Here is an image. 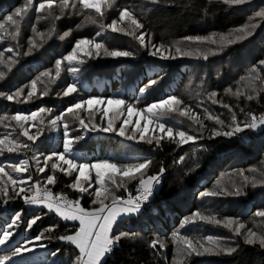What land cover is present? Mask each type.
<instances>
[{
	"label": "trees",
	"instance_id": "trees-1",
	"mask_svg": "<svg viewBox=\"0 0 264 264\" xmlns=\"http://www.w3.org/2000/svg\"><path fill=\"white\" fill-rule=\"evenodd\" d=\"M39 3L40 0H35ZM61 0H57L59 4ZM23 0H0V22L14 12ZM264 5V0H251L250 3L239 6H229L220 0H160L153 4L150 0H116L114 6L106 9L104 16L99 17L94 10H85L83 15L73 14L69 11L61 19L53 21L52 18L39 19L34 9L22 24L20 38L17 41L0 43V50L13 46L14 58L18 61L10 72H6L3 80H0V92L12 94L17 89L29 85L30 82L45 71H51L55 77V64L57 60H63L75 45L78 39H94L103 43L109 50H128L134 53L131 57H109L103 54L96 56L85 55L78 52V57L83 63L69 65L63 61L61 74L54 84L49 85L48 95L40 96L44 84L37 85L36 96L25 102L15 100L8 101L0 96V117L11 116L17 112L30 114L43 107L50 109V113H44L43 123H35L30 129L32 134L39 129L41 135L35 141H27L25 137L20 140L31 145L19 153H5L0 156V164L17 163L21 159H29V172L21 177L27 180L31 175L32 180L24 187L31 195L34 192L32 185L39 182L43 188L46 183V175L53 174L50 163L45 173L37 171L36 159L43 166L44 157L53 152L63 151L65 129L64 123L68 124L69 137L82 136L83 139L75 142L72 146V157L78 163H94L98 160L108 159L118 164H136L144 160L152 163L144 175L152 176L164 169L160 177V186L153 198L143 204L139 212L120 218L113 226V234L135 233V239L121 238L114 245L110 254H106L102 264H168L176 258L177 247L171 240L173 231L179 230L181 234L195 237L204 241L207 246L208 238L220 241L228 247L237 250L232 254L191 256L186 264H264V249L257 243L248 245L244 243V236H236L229 228L222 225L197 222L181 228L185 217L193 213L215 215L220 220L231 218L243 223L247 229L264 232V218L255 215L258 211H264V185L252 187L245 183L240 173L251 179L255 176L260 178V172L264 171V126L255 130L245 129L232 136H212L213 129L229 131L227 125L231 122L232 113L223 105H230L235 113L237 121L243 126L246 121V113L254 112L257 117L264 113V92L257 99L249 101L246 95L252 92L246 88V77L250 69L264 59V21H256L258 27L248 39L218 51L212 55L209 52L208 59L193 56H179L175 59H163L160 54L150 55L155 51L153 44H164L171 49L180 46L182 50L208 51L215 48L209 47L208 43L197 44L188 42L186 37H205L226 34L241 27L248 22L249 17ZM128 8L143 24V28L137 30V35L146 33V47L130 35L120 32L103 30L100 24H109L119 17V11ZM59 8H54V15H59ZM78 11V9H77ZM92 16L97 20L96 24L85 23V16ZM55 24L56 33L43 40L35 37L37 47L31 54L24 55L28 50V39L33 37L32 27L37 31L47 33ZM127 21L119 24L126 27ZM71 31V35L64 40L59 39L65 31ZM100 32L101 35L96 34ZM186 44L193 46L187 47ZM215 46V45H214ZM94 51V50H93ZM168 55L167 52L164 53ZM13 53H6L12 56ZM173 55V54H172ZM175 56V55H173ZM69 67L78 69L69 72ZM261 75L264 76V70ZM47 82L48 78H43ZM155 84L150 85V81ZM69 84H74L77 91L68 96L63 95L64 89ZM261 85L256 83V87ZM145 89L141 92L140 89ZM231 89L235 92L240 89L244 96L237 97L228 93ZM28 89L25 88L23 101ZM215 92L217 103H212L210 93ZM255 95L254 92H252ZM170 95L181 98L184 106H190L194 113H198L205 127L194 124L187 117L178 113H171L163 117L161 122L174 130L187 131L190 135L200 137L195 142L178 145L170 142L167 138L157 145L146 140L139 139L136 133L135 139H127L119 136L117 132H104L100 129L107 127V116H102L97 107H94L91 115L87 110H80L79 116L88 124L83 128L79 120L72 115H65L63 121L55 125L51 121L65 112L68 107L81 100L91 97L102 99H122L125 104H132L137 108H144L149 104L157 103ZM205 109L214 116H219L225 121V126L216 124L214 120L206 118ZM241 109L244 111L242 112ZM98 127L93 129V125ZM7 125V127H5ZM117 131L120 124L115 122ZM14 121H4L0 124V138L12 133L15 138L18 129L13 131ZM127 134L132 135L131 128L126 127ZM149 137L146 134V138ZM183 157V161H181ZM55 162V157L53 161ZM61 163V162H60ZM62 164V163H61ZM256 171L253 172L252 170ZM11 171L10 169H6ZM14 177L17 174L12 173ZM57 177L54 185L47 187L56 195L64 194L75 200L80 194L68 187L74 177L56 171ZM138 179L130 181L123 187L116 188L115 195L124 196L129 187L132 191L136 188ZM241 188L239 195H218L214 197H202L201 192L206 190ZM18 190V188H17ZM8 199L3 203L0 196V228H6L16 212L21 213L18 227L14 226L13 236L0 246V260L5 256L11 259L4 264H74L79 255L78 249L68 241H62L57 237L65 234H73L78 228V223L65 221L53 212H49L41 205L26 204L22 197ZM92 197L85 194L81 199V205L88 209L93 207ZM110 203V201H108ZM40 216L41 218L30 229L27 221ZM235 225H233L234 227ZM54 229V230H49ZM43 236L40 240L35 237ZM158 239L166 247L161 249L159 244L154 249L150 245ZM33 243L27 246L30 251L23 252L19 256H12L15 247ZM55 253V255H53Z\"/></svg>",
	"mask_w": 264,
	"mask_h": 264
},
{
	"label": "snow or ice",
	"instance_id": "snow-or-ice-1",
	"mask_svg": "<svg viewBox=\"0 0 264 264\" xmlns=\"http://www.w3.org/2000/svg\"><path fill=\"white\" fill-rule=\"evenodd\" d=\"M116 0H61L58 4L57 0H40L39 3H36L35 0H23V3L16 7L14 12L7 15L2 22H0V43H5L7 41H17L20 38L22 24L29 16L31 11H35L38 15L36 17L39 19H48L52 18L53 21L61 19L65 14L71 11L73 14L83 15L85 10H94L99 17H103L105 10L110 9L114 6ZM151 3H159L160 0H150ZM212 2V0H209ZM223 4L231 6L244 5L250 3L251 0H220ZM59 8V15H54L53 9ZM78 9V11H77ZM259 18L261 21H264V8L260 11H257L253 17L248 18V22L238 27L231 32L226 34H219L205 37H186L185 40L188 42H194L197 44L208 43L210 45H215V50L209 49L208 51H201L199 48L195 50H182L180 46H175V53L181 56H193L197 58L208 59L209 52L212 55L217 54L218 51H223L229 46H232L236 43L242 42L254 34L255 29L258 27V24L253 22ZM127 21L126 27H120L119 24ZM85 23L96 24L97 20L92 16H85ZM101 29L107 31L111 30L112 32H120L124 35L133 36L142 47H146L145 42L146 33L141 32L137 35V30L143 28V24L136 18L134 13L128 8H124L119 11V17L113 19L109 24H100ZM33 37L28 39V50L24 55H29L32 53L34 48L37 47V42L35 37H40L41 40L47 36L51 38L56 33L55 24L49 28L47 33L37 31L35 26L32 27ZM71 35V31H65L62 35H59L60 40H64ZM100 36L101 33L96 34ZM152 47L155 51H151L150 55L160 54L163 59H175L176 56L171 54V48L164 45H155ZM94 50V51H93ZM101 50L105 56L117 58V57H131L134 55L133 52L128 50H109L105 47L103 43L96 42L94 39H78L75 42L72 51L63 57V60H57L55 64V77L52 76L51 71H45L41 76L33 79L29 85H25L22 88L17 89L12 94H6L0 92V96L4 97L8 101H17L25 102L26 100H31L36 96L37 85L44 84V88L40 92V96L48 95L49 85L54 84L56 79L60 77L61 66L63 61H67L69 65L73 62L79 64L83 63L82 60L78 57V52H83L85 55L92 56L95 54L99 56ZM167 52L168 55L164 53ZM6 53H13L12 56H6ZM18 53L15 52L13 46H8L3 50H0V67L6 69L8 72L11 71L12 67L18 63L14 58ZM262 70H264V59L258 62V65H254L246 77H242V80H246V88H251L252 92H249L246 95V99L252 101L257 99L261 92H264V76L261 75ZM69 72L78 71L75 67H69ZM6 76V72L0 70V80H3ZM44 77H47V82L44 81ZM260 83V87H256V83ZM155 84L156 81L152 80L149 82ZM25 88L28 89L25 99L22 101L21 97L24 95ZM76 86L74 84H69L66 89L63 91L64 96H68L71 93L76 92ZM141 92L145 89H140ZM228 93L235 95L237 97L244 96V92L240 89H237L235 92H232L231 89L227 90ZM216 93H210L209 98L212 100V103H217L215 99ZM125 105V101L122 99H108L107 101L91 97L87 100H81L78 103H75L68 107L65 112L61 113L59 116H56L51 123L55 125L59 121H63L65 115H72L79 120L80 125L87 129L88 124L85 123L84 119L79 116L80 110H87L90 115L94 109V106L101 105ZM184 101L174 95H170L167 98L161 99L157 103L149 104L144 108H137L132 104L126 105L127 117L119 126V130L114 123V119L109 118L107 121V127H103L100 130L104 132H117L119 136H126L127 139H135L136 133H139L140 140H146L147 143L152 144L153 141L157 145H160L161 141L167 138L170 142L177 143L178 145H184L189 142H195L200 137L190 135L187 131L176 129L173 127L167 126L165 123L160 122L163 117L171 113H178L180 116L187 117L194 124L199 125L200 127H205L203 121L200 119L198 113H194L190 106H184ZM223 107L228 108L231 115V122L227 125L230 128L229 131L216 130L213 129L212 136H232L238 132H242L245 129L255 130L261 126H264V113H261L259 117L254 112L246 113V121L241 123L237 121V117L230 105H223ZM50 109H45L43 107L39 108L37 111H33L30 114H25L23 112H17L14 115L8 116L5 115L0 117V124H3L4 121H14L15 127L13 131L18 129V134L15 138L12 137V133L9 132L6 135H3L0 138V156H3L6 152L19 153L24 149L31 147L28 143L20 140L19 137H25L27 141L35 143V141L41 135V131L38 129L36 133L32 134L30 129L35 127V123L29 124V122L39 121L43 123L44 113H50ZM102 116L109 115V107L104 106L102 109ZM206 118L209 120H214L216 124L221 125V128L225 126V121L221 120L219 116H214L207 109L204 110ZM243 112L244 110L241 109ZM124 113L123 111L117 110L115 113V118H119ZM133 116L138 117L134 126L131 128L132 135L127 134L126 125L131 123V118ZM141 120L144 121L143 126L141 127ZM155 122L156 128L159 129L162 135H153L146 138V133L149 131V125ZM7 127V125H5ZM63 127L64 140H63V151L53 152L50 155L44 157L43 166H40V160L37 157V171L39 173H45L46 169L49 167L53 172L51 175H46V183L43 188L39 187V182L37 181L32 185V188L35 190L31 195L28 194V190L24 187L28 181L32 180L31 175L27 177V180L19 178L23 173L29 172V159H21L17 163L9 164H0V196H2L3 203H7L8 199L14 198L10 195L9 185H11V193H14L16 197H22L26 204L30 205H43L48 209L49 212H54L57 216L62 218L65 221H78L79 226L74 231L73 234H65L57 237V239L62 241H68L74 245L78 251L79 255L75 258L74 264H102L103 259L106 254H110L113 250L114 245H116L121 238L135 239V233H119L113 234V226L116 224L117 219L121 215H128L139 212L141 204L144 201H147L148 198L152 195L154 185L160 183V177L163 175L164 169L161 168L159 172L155 175L148 176L147 179L144 178L145 171L151 165L150 160H144L143 162L136 164H118L116 162L110 161L108 159L98 160L95 163H78L76 159L72 157V146L75 142L83 139L82 136L69 137L68 134V124L64 123ZM93 129L97 128V125L92 126ZM155 132V129H153ZM55 157V162L53 158ZM183 161V157H181ZM62 162V164L60 163ZM63 165H67L65 168ZM10 169L11 171H7ZM59 171L68 176H73V182L68 185L71 189L75 190L80 194V196L75 200H70L64 194L54 195L51 190L47 187L48 185H54L56 183L57 177L55 172ZM253 172L256 170L253 169ZM12 173L17 174L16 177ZM94 174V175H93ZM243 177L245 183H250L252 187L258 185H264V171L260 172V178L257 179L253 176L249 179L248 176L244 173H240ZM138 179L139 187L138 191L140 192L139 196L133 197L129 195L128 199L125 200L120 196L115 195L116 188L123 187L127 182ZM18 188V190H17ZM92 189V191H89ZM87 194L92 197L91 208H84L81 205V199ZM241 194V188L235 187L233 190L229 191L227 189H218V190H206L200 193L202 197H214L218 195H239ZM110 201V203L108 202ZM256 216L264 218V211H258L255 213ZM40 216H35L34 218L27 221V227L30 229L36 222L40 219ZM21 220V213L16 212L11 222L7 224L6 228H0V246L5 245L6 241L13 236V227H18V222ZM197 222H203L207 224L222 225L225 228H229L230 231L236 236H244V243L248 245L259 244L261 249H264V232L260 234L257 231L252 229H247L246 232H242V229H245V225L239 221H234L231 218H226L225 220L218 219L215 215L212 214H202L200 212L193 213L191 216L185 217L181 223V228L189 224H196ZM233 225H235L233 227ZM54 230V229H49ZM43 236L41 235L35 237V240H40ZM171 240L173 244L177 247L176 258L174 259L173 264H186V261L189 257L203 256V255H221V254H232L237 249L235 247H228L222 244L220 241L213 240L211 237L208 238L207 246L204 241L198 240L195 237H189L187 235L181 234L179 230L173 231L171 234ZM33 243V241H27L21 246L15 247L12 251V256H19L23 252L30 251L31 249L27 246L28 244ZM159 244L161 249H164L166 245L158 239H155L151 243L152 248H156ZM55 255V253H53ZM11 259V257L5 256L3 260H0V264H4V261Z\"/></svg>",
	"mask_w": 264,
	"mask_h": 264
},
{
	"label": "rangeland",
	"instance_id": "rangeland-1",
	"mask_svg": "<svg viewBox=\"0 0 264 264\" xmlns=\"http://www.w3.org/2000/svg\"><path fill=\"white\" fill-rule=\"evenodd\" d=\"M262 8H264V5L258 10V11H260ZM258 19L256 18V20L255 21H253V22H255L256 23V21H257ZM261 20L259 19V22H260ZM186 46L187 47H192L193 45L192 44H186ZM209 47H212V48H216V46H214V45H210ZM172 51H171V54H173V55H175V56H177V57H179V56H181V55H177L176 53H175V47L174 48H172L171 49ZM183 57V56H182ZM102 99V98H101ZM103 100H105V101H107L108 99H103ZM126 105L127 104H125V105H115V104H113V105H101V106H94V107H97L98 108V110H99V112L100 113H102V111H101V109L104 107V106H107V107H109V109H110V111H109V115L107 116V119H109V118H112V119H114V123L115 122H117V123H119V124H121L122 122H123V120L124 119H126V118H128L127 117V110H126ZM117 110H120V111H123V115L122 116H120L118 119L117 118H115V113H116V111ZM138 117H136V116H133L132 118H131V123L129 124V125H126L125 127H129V128H132L133 126H134V122H135V120L137 119ZM161 122V121H160ZM143 124H144V121L143 120H141V127L143 126ZM153 129H155V132H153ZM149 137H151V136H153V135H157V136H159V135H162V133H160V131H159V129L158 128H156V124H155V122L153 123V124H151V125H149V131L146 133ZM185 145V144H184ZM77 162H78V160H76ZM62 163V162H61ZM95 163V162H94ZM65 168L67 167V165H63ZM75 175V174H74ZM74 175H73V177H74ZM94 175V174H93ZM147 177H148V175H144V178L145 179H147ZM129 182H127L126 184H128ZM125 184V185H126ZM124 185V186H125ZM136 187H139V183L137 184V186ZM125 189H129V187H127V188H125ZM35 191V190H34ZM89 191H92V189H89ZM41 206H43V205H41ZM44 207V206H43ZM44 208H46V207H44ZM47 209V208H46ZM48 210V209H47ZM54 213V212H53ZM55 214V213H54ZM134 214V213H133ZM128 215H130V214H128ZM128 215H124V216H122V217H125V216H128ZM59 217V216H58ZM122 217H120V218H122ZM120 218H118L117 219V221L120 219ZM69 222H76V223H78V225H79V222L78 221H69ZM168 264H173V261L171 260L170 261V263H168Z\"/></svg>",
	"mask_w": 264,
	"mask_h": 264
},
{
	"label": "built area",
	"instance_id": "built-area-1",
	"mask_svg": "<svg viewBox=\"0 0 264 264\" xmlns=\"http://www.w3.org/2000/svg\"><path fill=\"white\" fill-rule=\"evenodd\" d=\"M159 186H160V183L154 185V189H153V193H152V195L148 198L147 201L142 202L141 206H142L143 204L147 203L148 201H150V200L153 198V196L155 195V193L158 191ZM137 189H138V187H136V188L134 189V191H132L131 189H128V190L125 192V195L122 196V198L125 199V200H127L128 197H129V195H131V196H133V197L139 196V195H140V192H139ZM51 192H52V191H51ZM52 193H53V192H52ZM53 194H54V193H53ZM54 195H56V194H54ZM68 199H70V198H68ZM70 200H72V199H70Z\"/></svg>",
	"mask_w": 264,
	"mask_h": 264
},
{
	"label": "crops",
	"instance_id": "crops-1",
	"mask_svg": "<svg viewBox=\"0 0 264 264\" xmlns=\"http://www.w3.org/2000/svg\"><path fill=\"white\" fill-rule=\"evenodd\" d=\"M124 216V215H121V217ZM120 218V217H119Z\"/></svg>",
	"mask_w": 264,
	"mask_h": 264
}]
</instances>
